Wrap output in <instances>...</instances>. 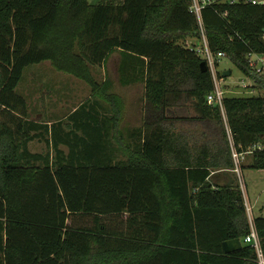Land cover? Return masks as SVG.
Here are the masks:
<instances>
[{
  "label": "trees",
  "instance_id": "trees-1",
  "mask_svg": "<svg viewBox=\"0 0 264 264\" xmlns=\"http://www.w3.org/2000/svg\"><path fill=\"white\" fill-rule=\"evenodd\" d=\"M190 1L0 0L6 264H260L245 243L251 224L239 179L217 184L213 178L234 168L228 129L240 152L262 147L243 169L264 171V95L226 97L228 128L220 107L207 104L211 74L183 43L199 34ZM202 15L212 50L227 53L264 91V78L247 60L249 53L264 54V5L221 2ZM116 50L126 57L121 74L131 72L128 60L142 69L140 144L117 137L124 120L120 97L92 71ZM44 61L88 83L93 99L99 96L95 106L86 102L71 113L66 128L30 121L26 98L17 93L25 69ZM103 101L111 109L104 111ZM176 123L198 124L204 142L190 145ZM34 140L58 154L30 152ZM118 152L130 156L117 160ZM254 226L264 255V217H255ZM234 239L243 247L225 254L223 243Z\"/></svg>",
  "mask_w": 264,
  "mask_h": 264
},
{
  "label": "rangeland",
  "instance_id": "rangeland-1",
  "mask_svg": "<svg viewBox=\"0 0 264 264\" xmlns=\"http://www.w3.org/2000/svg\"><path fill=\"white\" fill-rule=\"evenodd\" d=\"M191 41L194 40L187 39L183 43L188 44ZM115 55L116 54H113L111 58L115 57ZM128 61L129 63L133 62L130 69H132V72H137V82L142 83L143 77L141 67L139 66L136 69L134 68L135 61ZM105 66L104 62L103 67H93L92 69L94 76L100 83H102L103 73L106 70ZM130 69H127V71ZM220 70L222 72H231V75L226 77L224 82L227 97L245 98L264 95V91H253L252 89L244 88V84H250L252 81L245 76V74L239 70V68L229 58H225L222 61ZM114 90L116 89L113 88V91ZM17 93L26 98L29 109V117L35 119L38 114H43L41 119L45 121H51L61 115L66 116L70 110L78 104L82 105L87 102L88 106H95L94 99L99 97L95 96L93 99L92 88L88 83L76 78L73 75L56 70L50 61H44L27 67L24 71L22 81L17 88ZM91 99L93 100L89 101ZM139 105L140 99L138 98L137 106ZM186 114L193 116L192 109H189ZM195 125L197 126L198 124ZM196 126L194 127V124L193 126L185 125V129H187L188 132L186 133L187 139L189 140V144L192 146H195L196 143L204 142L201 127ZM45 143L47 144L46 141ZM45 143H32L30 145L31 150L42 153H50V149L48 147L49 145L47 144V146ZM249 161L250 157L248 156L244 161V164L247 165ZM241 179V182L239 181L241 190L243 192L244 199H247L252 209V217L255 216L257 210H261L264 213V171L254 170L251 168L242 169Z\"/></svg>",
  "mask_w": 264,
  "mask_h": 264
},
{
  "label": "crops",
  "instance_id": "crops-1",
  "mask_svg": "<svg viewBox=\"0 0 264 264\" xmlns=\"http://www.w3.org/2000/svg\"><path fill=\"white\" fill-rule=\"evenodd\" d=\"M113 54H116L115 57L111 58ZM125 60V55L120 50H116L112 52L105 60V72L103 73V80L102 84L105 85L107 82H109V92L110 94H114L120 97L121 103L123 105L124 110V120L121 122V125L119 126V131H117V137L123 138V142L125 144H140L143 141V135L140 133V130L143 127V118H144V97H145V82L142 81V83L137 82V76L138 74L135 72H128L121 74L120 68L121 65H123V62ZM125 76V77H123ZM124 81V82H123ZM113 88L116 89L113 91ZM140 99V105L137 106V100ZM27 101V100H26ZM104 111L107 109H111V105L103 101ZM81 104H78L77 106H74L70 112L64 116H58L55 119L51 121H45L41 118L43 117V114H38V116L35 119H32L29 117L30 121H33L37 124L41 125H47L50 129L53 126V124L57 125L59 122H62L63 127L66 128V121L67 118L71 113H73ZM53 111V110H52ZM58 111V110H54ZM108 111V110H107ZM29 112V109H28ZM25 121V120H24ZM12 127H14V124L9 123ZM175 127V128H174ZM173 128L176 130V132H183L185 133L187 129H185V125H182L181 123H176V125ZM42 143L41 141L34 140L29 141L28 143V149L32 153H42L31 150V144L32 143ZM45 143V141H44ZM46 144V143H45ZM47 145V144H46ZM48 146V145H47ZM46 146V147H47ZM50 155L56 156L58 152L53 149V147L50 148ZM60 150L63 151L65 154H69L70 149L64 146H60ZM60 150H58L60 152ZM44 154V153H43ZM110 153L107 152L102 154V158H109L107 156ZM130 156V153L126 152H118L114 154L115 159L117 160H127ZM232 181H237V175L233 171H221L214 173L213 182L219 183V184H227L231 183ZM263 216L264 213L261 210H257L255 213V217ZM6 234L5 232L2 233V239H0V264H6V251H5V243H6ZM242 242V247H243Z\"/></svg>",
  "mask_w": 264,
  "mask_h": 264
},
{
  "label": "built area",
  "instance_id": "built-area-1",
  "mask_svg": "<svg viewBox=\"0 0 264 264\" xmlns=\"http://www.w3.org/2000/svg\"><path fill=\"white\" fill-rule=\"evenodd\" d=\"M240 1L242 0H191L189 6V11L196 17L199 28V34H198V38L192 39L194 41H191L186 45L200 59H202L203 62L206 63L207 71L210 72L211 74L213 80V86H214L213 90L206 97L207 104L211 106L220 107L222 114L224 116L226 126H227V120L225 118L224 100L227 96L224 86L225 78L222 76L223 72L220 70V65L225 58H228V54L225 52H215L212 50L207 37L202 11L206 7L214 6L221 2H228L229 4H235ZM245 2L251 3L253 5H264V0H245ZM224 15L227 16V13H225ZM195 41H197L198 43ZM247 60L250 67L253 70V73L264 78V54L249 53L247 55ZM248 78L251 79L250 77ZM251 81L252 82L250 84L247 85L244 84V88L252 89L253 91L258 90L255 88V82L253 81V79H251ZM228 138L232 153V159L234 162V168L232 171L237 175L239 181L241 182L244 161L256 149H261L262 147L254 145L249 149L240 152L237 149V146L234 142L233 136L229 129H228ZM245 206L251 224V232L245 238V243H250L256 249L259 256V263L264 264V255L261 248L260 238L254 226V218L252 217V211H251L252 209L247 199H245Z\"/></svg>",
  "mask_w": 264,
  "mask_h": 264
},
{
  "label": "water",
  "instance_id": "water-1",
  "mask_svg": "<svg viewBox=\"0 0 264 264\" xmlns=\"http://www.w3.org/2000/svg\"><path fill=\"white\" fill-rule=\"evenodd\" d=\"M200 68H201V71L203 73H206L207 72V66H206V63L202 61V63L200 64ZM231 75V72L230 71H224L222 76L224 78L228 77ZM242 248V241L241 239H234V240H229V241H225L223 243V250L225 252V254H230V253H233L235 251H238Z\"/></svg>",
  "mask_w": 264,
  "mask_h": 264
}]
</instances>
